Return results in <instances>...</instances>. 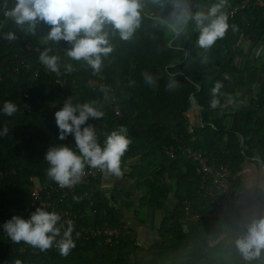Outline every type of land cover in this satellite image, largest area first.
I'll list each match as a JSON object with an SVG mask.
<instances>
[{
  "label": "trees",
  "instance_id": "trees-1",
  "mask_svg": "<svg viewBox=\"0 0 264 264\" xmlns=\"http://www.w3.org/2000/svg\"><path fill=\"white\" fill-rule=\"evenodd\" d=\"M154 1L160 15L149 16L140 9V26L129 40H122L118 32L114 33L111 26H106L114 50L107 57H102L100 72L93 74V69L85 61L71 60L66 55L71 44L48 39L50 26L41 22L34 30H29L27 23L17 25L5 15L14 8L16 0H0V76L4 78L0 82V131L4 128L5 120L3 104L11 101L18 106L13 120L32 132L29 147L17 149L10 156L9 151L15 149L18 141L10 131L7 135H0V194H10L13 216L27 220L37 209L30 206V192L37 186L30 175L38 173V187L55 183L44 177L42 171L48 168L45 153L52 147L49 143L59 135L55 112L63 107L67 97L74 105L92 102L104 113L101 120L90 118L87 122L95 127L102 146L111 131L124 126L128 130L127 138L131 140L128 155L141 151L144 158H148V165L150 161L159 163L169 160L172 168L170 178L174 184L176 181L177 192L182 194L180 202L188 201L200 215L212 212L215 202L201 190V176L192 159L182 153L184 148L207 156L213 165L228 167L231 190L238 184L237 173L244 156L242 142L255 149L264 161V123L255 116L264 105V86L257 94L255 103L240 111L226 108L220 118L215 116L222 110L221 95L217 97L220 106L216 109L210 107L213 99L211 90L215 83L220 81L225 85V75L238 73L236 61L242 52L240 48H234L232 37L240 34L252 44L264 46V7L254 6L255 0H249L250 6L238 10L232 17L228 16L230 27L225 37L205 50L196 46L199 30L195 20H189L186 25L183 23L184 10L187 8L192 15L207 13L220 0ZM243 1L226 0L222 11L239 7ZM9 32L14 33L17 39L5 40L3 37ZM47 49H51L50 56L59 57V75L45 70L40 63L39 55ZM68 64L72 66L71 72L65 71L64 66ZM34 70H38V74ZM144 72L156 79L155 86L145 82L142 76ZM173 79L179 87L169 91L166 86ZM25 92L29 94L28 111L22 109ZM190 98L195 99V107ZM254 105L255 110L252 109ZM47 106L52 110L51 116L46 113ZM115 106L120 116L115 115ZM194 109L200 124L190 126L186 114ZM228 119L232 120L230 126L227 125ZM62 145L72 147L75 145L74 138L68 136ZM170 146L176 149L175 158L165 155V149ZM163 171L150 168L147 176L149 185L146 197L155 208H161L168 195L162 180ZM91 187H94V204L91 207L82 196L84 186L77 187L72 196L66 197L72 211H78L76 229L123 227L113 226L118 224L114 209L108 207L105 200L97 199L95 186ZM41 195L44 196V193ZM57 196L54 193L52 201ZM60 205L65 208L63 201ZM228 211L223 220L190 222L196 224H189L194 227L196 238L189 241V236L180 225L184 219V208L178 206L162 226L166 240L160 250L143 251L130 237L107 246L99 244L98 240L73 238L76 247L67 256H61L55 245L41 252L23 242L13 243L3 230L4 221L0 215V261L4 264H15L16 260H20L21 264H206L210 259H224L216 248L211 247L210 242L218 237V229L226 226ZM170 221L174 222L172 229L166 227ZM187 241L192 242L189 249L186 247ZM226 254H223L225 258ZM238 254L235 253L234 259H238Z\"/></svg>",
  "mask_w": 264,
  "mask_h": 264
},
{
  "label": "clouds",
  "instance_id": "clouds-1",
  "mask_svg": "<svg viewBox=\"0 0 264 264\" xmlns=\"http://www.w3.org/2000/svg\"><path fill=\"white\" fill-rule=\"evenodd\" d=\"M225 5L226 0H220V3L213 4L207 13L197 12L195 15L187 8L184 10L183 23L186 25L189 20H195L199 30L197 47L208 50L218 39L225 37L230 27L228 15L222 11ZM140 9L141 0H16L14 8L5 15L17 25L27 23L29 30H34L38 23L47 24L50 26L48 39L71 44L66 55L71 60L85 61L93 69V74H96L101 70L102 57H107L114 50L109 41V33L105 30L106 26H111L114 33L118 32L120 38L127 41L140 26ZM232 27L235 30V25ZM3 38L8 41L17 39L12 32ZM49 51L51 49L40 53V63L45 70L59 75V57L50 56ZM64 67L66 72L72 71L71 64ZM142 76L147 84L155 86L156 79L152 75L144 72ZM224 79L228 80L229 77L225 75ZM178 87V83L173 79L166 89L175 91ZM223 87V83L217 81L212 88V109L220 106L217 97L221 95ZM190 102L193 107L196 106L194 98H190ZM2 111L11 117L18 111V106L6 101ZM103 116L104 113L94 107L92 102L74 105L71 98L63 104L62 109L55 112L59 140L64 141L68 136H72L75 141V150L61 145L52 146L45 153V161L49 165L47 176L60 188H71L80 183L86 167L98 169L107 175H122V157L131 144V140L127 138L128 130L120 126L111 131L102 146L98 142L95 127L87 122L90 118L101 120ZM8 131L5 125L0 135H7ZM60 221L61 216L57 212L39 207L27 220L13 216L3 224V230L15 244L23 242L41 252H46L55 245L61 256H67L76 247L73 239L74 224L72 220H68L67 227L64 228ZM79 236L80 233L76 232V238ZM235 244L249 264L254 260H261L264 253V218L254 220ZM15 264H21V261L16 260ZM261 264H264V260Z\"/></svg>",
  "mask_w": 264,
  "mask_h": 264
},
{
  "label": "crops",
  "instance_id": "crops-1",
  "mask_svg": "<svg viewBox=\"0 0 264 264\" xmlns=\"http://www.w3.org/2000/svg\"><path fill=\"white\" fill-rule=\"evenodd\" d=\"M141 10L149 16L160 15L159 7L154 0H141ZM232 43L234 48H240L242 56L236 61L238 73L229 75V79L221 89L222 110L215 114L219 118L226 108L240 111L244 107L251 106L255 103L257 94L264 86V46L252 44L240 34L232 37ZM97 104L99 105L100 102ZM252 109H256L255 105ZM46 113L49 116L52 115L49 106L46 107ZM255 116L264 123V105L257 110ZM186 117L190 126L200 124V118L195 109L187 113ZM4 118V126L6 125L9 131L14 133L18 141L15 149L9 151L10 154L8 155L10 156L17 149L23 150L29 147L32 132L17 124L13 120V116L8 117L4 114ZM231 124L232 120L228 119L227 125L230 126ZM58 136L56 135V139L49 143L50 146L59 147L63 144L64 141L59 140ZM242 144L243 142L241 147L244 156L237 173L238 184L232 188L233 199L230 203V211H228V221L226 226L218 229V237L210 242L211 247L216 248L221 254V258L224 259H210L206 264H243L244 259L237 250L235 242L247 232L248 226L254 220L264 218V161L255 149H250ZM71 146L75 150V145ZM142 154L140 151L137 154L128 155V151H126L121 161L122 175L117 177L103 173L95 185V191L97 199L105 200L108 207L114 209L118 224L113 226L120 227V225H124V230H121L123 232L121 239L130 237L143 251L160 250L166 240V235H163L161 231L165 219L178 206H183L184 202H180L179 199L182 194L177 192L174 180L170 178L172 168L169 160H162L164 161L162 164H160L162 161L159 163L150 161L148 165V158H144ZM150 168L157 171L164 169L162 180L167 187L168 195L161 208H155V205L151 206L150 200L146 197V190L149 185L147 176ZM47 169L42 171L44 177H48ZM38 176L37 172L30 175V177H33L31 181L37 186L40 185ZM104 211L107 213L106 210ZM13 212L10 194H0V215L4 223L12 219ZM205 213L207 212H203L201 215ZM112 214L113 212L110 213V215ZM226 220L223 222H226ZM205 221L209 220L202 218V222ZM173 224L174 222L170 221L166 227L172 229ZM189 224L196 225L189 221H183L180 225L184 233L189 236V241H192L193 238H196V235L195 231L193 232L194 227ZM215 230L217 229L215 228ZM189 241L186 242L188 249L192 243ZM236 252L239 253L237 255L238 259H234ZM224 253L229 254L228 257L226 254L225 258ZM262 260H264L263 254L261 260H254L251 264H261ZM0 264H4V262L0 261Z\"/></svg>",
  "mask_w": 264,
  "mask_h": 264
},
{
  "label": "built area",
  "instance_id": "built-area-1",
  "mask_svg": "<svg viewBox=\"0 0 264 264\" xmlns=\"http://www.w3.org/2000/svg\"><path fill=\"white\" fill-rule=\"evenodd\" d=\"M254 6H261L264 7L263 0H255ZM250 6L249 0L243 1L239 7H229L226 10V14L229 17L234 16L238 10L246 8ZM38 74V70L35 72ZM4 81V78L0 76V82ZM94 85L96 84L95 81H91ZM62 87V86H61ZM23 102H22V109L28 111L30 105L28 103L29 94L25 92L23 94ZM63 106V105H62ZM114 113L117 116H120V111L117 106L113 107ZM176 149L173 146H170L165 149V154L170 158H175ZM182 153L187 154L192 161L196 164L197 172L201 176V190L212 200L215 202V208L212 212L200 215L195 212L188 201H185L183 204L184 208V219L182 221H189V222H198L202 218L209 219V220H223L227 208L229 206V202L232 199L233 193L231 191V184H230V172L228 168L224 165H213L210 163L209 158L201 153L194 152L190 148L186 147L182 150ZM103 173L100 172L98 169H91L86 168L85 175L82 178L81 182L74 185L71 188H60L56 183H48L44 187H34L30 192V200H31V208H43L49 209L51 211L57 212L61 216L60 224L64 225V228L67 227V221L72 220L74 224V232L73 238H76V232L80 233L79 238L82 240H98L99 244L109 245L112 242L116 244L121 240L122 232L118 228H101L97 227L94 229H87L85 227L81 228L80 230L76 229V216L78 215V211L74 213L70 207L68 208H59L58 202H62L67 196H72L74 191L79 186H84V191L82 192V196L89 201V206H93L94 201L92 199L93 196V189L91 187L94 183L97 182L99 177ZM33 180V179H31ZM93 183V184H91ZM55 193L58 195L55 200L50 202V198ZM44 193V196L41 194ZM124 229V228H123ZM63 233V229L61 235ZM59 239V238H58ZM264 255V253H262ZM243 264H249V262L243 261Z\"/></svg>",
  "mask_w": 264,
  "mask_h": 264
},
{
  "label": "bare ground",
  "instance_id": "bare-ground-1",
  "mask_svg": "<svg viewBox=\"0 0 264 264\" xmlns=\"http://www.w3.org/2000/svg\"><path fill=\"white\" fill-rule=\"evenodd\" d=\"M69 99V97H67V100ZM96 135H97V133H96ZM166 155V154H165ZM167 156V155H166ZM228 168V167H227ZM228 170H229V168H228ZM229 172H230V170H229ZM230 175H231V173H230ZM230 184L232 185V183H231V177H230ZM232 191V190H231ZM54 193V192H53ZM233 193V192H232ZM53 196H54V194H53ZM233 197V196H232ZM232 200V199H231ZM50 202H52V197L50 198ZM58 204H59V208H62V206L60 205V202H58ZM63 204H64V206H65V208H68V207H70V205H68V203L66 202V198L63 200ZM229 204H230V202H229ZM229 207V206H228ZM71 209H72V207H70ZM46 210H49V209H46ZM50 211V210H49ZM227 211H228V208H227ZM227 211H226V213H227ZM227 216V215H226ZM105 226H102L101 228H104ZM124 227V226H123ZM123 227H120V228H118V229H120V231L121 230H124L123 229Z\"/></svg>",
  "mask_w": 264,
  "mask_h": 264
},
{
  "label": "rangeland",
  "instance_id": "rangeland-1",
  "mask_svg": "<svg viewBox=\"0 0 264 264\" xmlns=\"http://www.w3.org/2000/svg\"><path fill=\"white\" fill-rule=\"evenodd\" d=\"M34 72H36V70H34ZM175 185H176V181H175Z\"/></svg>",
  "mask_w": 264,
  "mask_h": 264
}]
</instances>
